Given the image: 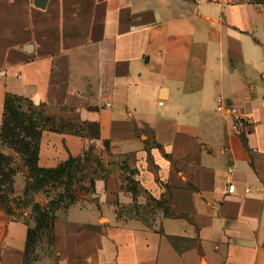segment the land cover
<instances>
[{
    "label": "crops",
    "instance_id": "1",
    "mask_svg": "<svg viewBox=\"0 0 264 264\" xmlns=\"http://www.w3.org/2000/svg\"><path fill=\"white\" fill-rule=\"evenodd\" d=\"M8 93L44 109L39 166L94 163L55 264H264V0H0V127ZM35 226L0 203V264Z\"/></svg>",
    "mask_w": 264,
    "mask_h": 264
},
{
    "label": "rangeland",
    "instance_id": "2",
    "mask_svg": "<svg viewBox=\"0 0 264 264\" xmlns=\"http://www.w3.org/2000/svg\"><path fill=\"white\" fill-rule=\"evenodd\" d=\"M22 109L26 112L24 123H29L30 119L36 121L38 124L45 123L46 116L43 107L37 106L32 101L24 98H12L9 101L7 111V115L11 116V126L15 131L20 133V137L23 136L29 142L31 141V147L28 150H19L15 141L9 142L7 139H0V152L7 156L5 169L9 170L10 173L12 172V179H14L15 174L19 173L25 176L26 185V180L28 178L31 179L29 177V160L34 152L32 144L35 138L33 135L25 137L21 127L14 125L12 121V118L18 115L17 111H21ZM66 114L73 113L67 112ZM59 123L60 119L57 118L54 119V122L46 124L56 126ZM93 167L94 163L91 162L90 158L86 160L82 159L80 170H75L70 178L64 175L38 188H31L27 192H24L23 189L21 193H17L13 186L12 191H10L7 189L6 183H3L0 185V192L6 193L7 198L3 205L10 211L11 209L16 210L17 213L18 211L27 209L35 218L43 211L40 207L50 208L55 213L67 205L69 202L67 195L75 194L78 189L82 190L85 187L84 180L90 172H93ZM50 201H53L52 205L49 204ZM51 240L50 229L48 227L35 232L27 246L25 264H55L56 253L51 245Z\"/></svg>",
    "mask_w": 264,
    "mask_h": 264
},
{
    "label": "trees",
    "instance_id": "3",
    "mask_svg": "<svg viewBox=\"0 0 264 264\" xmlns=\"http://www.w3.org/2000/svg\"><path fill=\"white\" fill-rule=\"evenodd\" d=\"M14 97L23 98L21 96L14 95L11 93L5 95L3 102L2 123L0 127V139L2 140L7 139L9 142L15 141V143H17L18 145L19 150H28L31 147V141L29 142L23 136L20 137V133L15 131L11 126V116L7 115L9 101ZM17 112L18 115L12 118L14 125H18L21 127L25 137L33 135L35 138L32 144L34 152L29 160V177H31V179L28 178L26 180L24 192H27L31 188H38L44 185L45 183L59 179L64 175L67 178H70V176L73 175L74 171L78 170L81 167L82 158L70 157L52 167L39 166L37 164L36 143L39 132L43 124H38L36 123V121H32V119H30L29 123H24V117L26 116L25 110L22 109L21 111H17ZM60 124L62 126L65 125L64 122H61ZM86 159L87 157H85V160ZM5 161L7 162V156H5L0 152V185L6 183L7 189L12 191L13 188L12 172L10 173L9 170L5 169ZM5 194L6 193L0 192V203L2 204H5V201L7 200ZM67 196L69 197V202L67 203L68 205L74 201L75 195L72 193L71 195H67ZM49 204L52 205L53 201H50ZM40 208H42L43 211L40 212L39 215L35 218L36 220L35 228L28 230L27 244L30 242L31 237L35 232L43 230L46 227L50 229V234L52 239V222L55 219V213H53V211H51L50 208H46V207H40Z\"/></svg>",
    "mask_w": 264,
    "mask_h": 264
},
{
    "label": "built area",
    "instance_id": "4",
    "mask_svg": "<svg viewBox=\"0 0 264 264\" xmlns=\"http://www.w3.org/2000/svg\"><path fill=\"white\" fill-rule=\"evenodd\" d=\"M216 109L221 112H225V114L230 118V127L233 131L236 132L246 131V127L251 121V115L243 107L231 102H227L224 99L218 97ZM226 171L230 172L231 168L227 167ZM234 189H235L234 182L232 181L228 182L227 191L232 192ZM245 190L248 191L249 188H246Z\"/></svg>",
    "mask_w": 264,
    "mask_h": 264
}]
</instances>
